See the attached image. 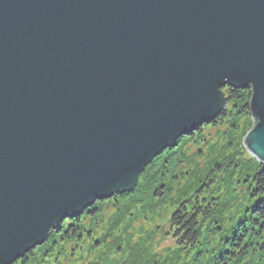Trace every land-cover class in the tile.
<instances>
[{
    "label": "water",
    "instance_id": "obj_1",
    "mask_svg": "<svg viewBox=\"0 0 264 264\" xmlns=\"http://www.w3.org/2000/svg\"><path fill=\"white\" fill-rule=\"evenodd\" d=\"M224 88L264 166V0H0V264L131 192Z\"/></svg>",
    "mask_w": 264,
    "mask_h": 264
},
{
    "label": "rangeland",
    "instance_id": "obj_2",
    "mask_svg": "<svg viewBox=\"0 0 264 264\" xmlns=\"http://www.w3.org/2000/svg\"><path fill=\"white\" fill-rule=\"evenodd\" d=\"M239 107L227 104L226 116H233L229 121L194 131L161 152L148 165L150 170L140 174L134 188L139 192L133 189L95 202L89 211L67 219L65 241L61 235L51 238L29 264L206 262L222 235L217 228L231 230L238 206L249 194L243 175L252 157L242 141L252 120L243 108L237 111ZM182 205L185 217L198 220V241L192 246L181 245L183 234L170 226L172 213ZM232 238L231 230L229 241Z\"/></svg>",
    "mask_w": 264,
    "mask_h": 264
},
{
    "label": "trees",
    "instance_id": "obj_3",
    "mask_svg": "<svg viewBox=\"0 0 264 264\" xmlns=\"http://www.w3.org/2000/svg\"><path fill=\"white\" fill-rule=\"evenodd\" d=\"M222 92L228 105L239 103L240 107L236 108L238 109L237 111H241V108H243L244 112L249 115V89L224 88L222 89ZM226 115L227 112L223 111L214 121L209 124L201 125V128L199 127L197 130L201 131L215 126L217 122L225 123L224 121L226 119L228 120L229 117L233 118L231 115ZM149 170L150 166H147L143 172H148ZM244 171L245 174L243 175V180L246 181L244 186L248 187L249 194L248 197H246L245 194L243 198L246 197V199L243 200V203H241L242 205L240 204L238 206V212L236 211L235 216L232 219L230 228L232 230L233 238L230 241L228 239L231 230L217 228L216 232H218V230L222 231V235H220L221 238L219 239L217 246L213 248L215 251L212 250L209 253L211 254L209 259L206 260V262L204 260V263L202 262L201 264H264V166L251 158V164L247 165ZM139 189V187H136L134 190L139 192ZM105 202L106 201L103 203ZM184 207L185 205H182V207H178L172 213L170 226L171 228L177 227L178 232L183 234V237H181V245L192 246L198 241V220H196L197 217L194 219L195 216L193 218L188 215L185 217V215H183L185 212L183 210ZM66 220L62 221L50 234L48 240L43 245L44 247L50 243L49 241L51 238L54 239L56 236L61 235L62 239L64 238L63 241H65L69 231V229H65L64 223L67 222ZM63 230L67 231L66 236L62 234L64 233ZM70 233H73V236L77 234L73 229ZM175 233L176 232H174V234ZM54 241L55 240H53V242ZM43 246L30 251L21 260L16 261L14 264H29L34 253L40 252ZM47 251L48 249L45 248V253Z\"/></svg>",
    "mask_w": 264,
    "mask_h": 264
},
{
    "label": "bare ground",
    "instance_id": "obj_4",
    "mask_svg": "<svg viewBox=\"0 0 264 264\" xmlns=\"http://www.w3.org/2000/svg\"><path fill=\"white\" fill-rule=\"evenodd\" d=\"M90 209H91V207L87 211H89Z\"/></svg>",
    "mask_w": 264,
    "mask_h": 264
}]
</instances>
